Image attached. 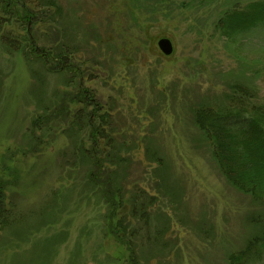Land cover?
<instances>
[{"label": "rangeland", "instance_id": "rangeland-1", "mask_svg": "<svg viewBox=\"0 0 264 264\" xmlns=\"http://www.w3.org/2000/svg\"><path fill=\"white\" fill-rule=\"evenodd\" d=\"M57 1L61 16L31 29L40 46L72 53L56 59L57 75L7 52L1 38L23 44L27 32L0 9V183L20 220L0 232V264H131L132 229L141 264H229L256 233L264 202L223 174L195 110L226 102L235 83L264 103V77L255 73L264 70V23L233 37L216 25L251 0ZM162 37L172 55L159 49ZM82 93L108 116L106 135L124 158L106 161L95 183L71 149L78 137L97 144L103 160L108 138H90L89 128H76L74 140L66 134L85 112ZM110 179L122 181V199L111 200ZM137 191L154 199L149 227L131 215Z\"/></svg>", "mask_w": 264, "mask_h": 264}, {"label": "trees", "instance_id": "trees-1", "mask_svg": "<svg viewBox=\"0 0 264 264\" xmlns=\"http://www.w3.org/2000/svg\"><path fill=\"white\" fill-rule=\"evenodd\" d=\"M35 2L37 3L36 7L40 9L39 12L34 10L35 7L30 6ZM0 5L2 13L12 18L15 17L27 32L24 34L23 40L26 42L23 44L21 40L16 41L14 36H3L1 41L6 46L7 52L11 54L14 51H20L25 55L29 65L38 62L43 65L44 69L50 68L56 75L62 73L60 71L62 66H56L58 69L60 68L59 72L58 69H55V65H58L56 59L66 58L67 54H72L68 51L67 45L61 46L53 53L45 46H40L34 33L31 32L36 21L44 23L51 20L54 22V19L61 16L59 2L57 0H0ZM21 10L22 13H20ZM222 14L216 25L220 26L222 35L233 37L237 32H247L252 26L264 23V0H251L244 7L233 6ZM3 21L4 19L0 16V32ZM255 71L256 74L264 77V70L257 68ZM230 88L232 92L227 96L226 102H218V104L208 102L198 106L195 110V122L211 144L212 153L231 184L236 185L242 192L253 195V198L258 202H264V103H254L250 88L241 83H235ZM82 95L84 97L79 102L84 106L85 112L82 114V111H79L73 116L66 134L74 140V137L80 134L74 133L76 128L81 131L89 128L90 138L92 135L98 138H108L106 127H104V125H109L108 116L100 115L102 107L100 110L99 107L93 108V105L99 106L95 102V96L87 93H82ZM91 107L92 109H90ZM64 110V114H71L67 109L64 108ZM47 114L43 116L46 117ZM76 140L71 150L82 155L83 160L87 161L86 166L89 167L87 174L92 183L96 182L93 179L99 175V169L105 166L106 161L114 165V163L124 160L123 157L121 158L119 150L116 149L118 147H114L113 137L108 138L107 147L110 150L106 152L103 160L97 158L96 154L99 152L97 144L87 148L83 139L79 142L76 137ZM92 140L96 142L97 138ZM109 183L111 184V200L122 199L124 194L122 181L113 179ZM4 186L3 183H0V232L10 231L20 221L16 217L15 206L10 203L9 206H6ZM131 200L132 217L149 227L151 216L149 206L153 204L154 199L152 196L147 197L145 191L142 193L137 191ZM112 216L114 217V215ZM252 224L257 227L256 233L250 237L251 239L242 250L229 257V264H264V212L256 214ZM164 225L165 228L160 230L163 235L170 229V223L166 221ZM121 229L127 237V227L122 224ZM130 233L128 235L130 262L131 264H141L140 260L144 256L140 252L137 253L136 245L130 239L136 235L135 229L130 230ZM139 251L142 250L139 249Z\"/></svg>", "mask_w": 264, "mask_h": 264}, {"label": "water", "instance_id": "water-1", "mask_svg": "<svg viewBox=\"0 0 264 264\" xmlns=\"http://www.w3.org/2000/svg\"><path fill=\"white\" fill-rule=\"evenodd\" d=\"M158 47L166 55H172L173 54L174 47H173V42H172V40L170 38L162 37L158 41Z\"/></svg>", "mask_w": 264, "mask_h": 264}, {"label": "bare ground", "instance_id": "bare-ground-1", "mask_svg": "<svg viewBox=\"0 0 264 264\" xmlns=\"http://www.w3.org/2000/svg\"><path fill=\"white\" fill-rule=\"evenodd\" d=\"M173 47H174V45H173ZM175 49V48H174Z\"/></svg>", "mask_w": 264, "mask_h": 264}]
</instances>
